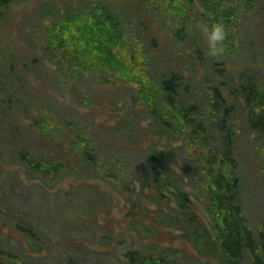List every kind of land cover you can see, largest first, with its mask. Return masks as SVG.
I'll use <instances>...</instances> for the list:
<instances>
[{
    "label": "rangeland",
    "instance_id": "rangeland-1",
    "mask_svg": "<svg viewBox=\"0 0 264 264\" xmlns=\"http://www.w3.org/2000/svg\"><path fill=\"white\" fill-rule=\"evenodd\" d=\"M77 1L14 0L0 24V58L17 73L11 87L0 90L13 107L0 110V246L15 264H122L132 249L177 264H226L223 253L211 249L216 230L203 206L205 177L186 128L154 120L138 83L108 68L59 79L55 61L40 54V35L54 17L47 3L60 9ZM82 1L109 4L130 34L126 44L148 56L155 76L182 70L185 102L207 105L209 86L219 88L228 109L225 129L216 123L219 116L201 114L217 144L227 133L242 212L256 234L264 221V134L250 126L239 79L264 89V0ZM175 10L189 17L183 41L168 32ZM217 19L229 33L224 55L212 58L200 22ZM194 46L205 60L197 59ZM86 146L96 152L91 170L82 167ZM22 147L34 159L53 158L65 167L58 177L31 175L15 154ZM183 193L188 199L180 207ZM22 226L32 229L38 250H31Z\"/></svg>",
    "mask_w": 264,
    "mask_h": 264
},
{
    "label": "trees",
    "instance_id": "trees-1",
    "mask_svg": "<svg viewBox=\"0 0 264 264\" xmlns=\"http://www.w3.org/2000/svg\"><path fill=\"white\" fill-rule=\"evenodd\" d=\"M13 1L0 0V24L2 20L9 18L10 5ZM189 1L181 0L184 4ZM206 3L208 2H203L205 7H207ZM45 10L49 16L54 17L50 19V24L44 27L40 35V54H43L44 59L55 61L56 76L59 79L72 77V80L78 72L92 68H108V70L114 71L115 75H122L125 79L141 85L143 90H141V94L144 95L150 116L157 122L184 126L188 134L186 136L188 142L194 146L193 152L196 154V156L194 154V162L201 166L207 189L202 201L203 206L216 230V236L210 240L211 249L216 247L220 250L225 256L226 264L245 262L264 264V221L259 226L257 233L253 234L242 212L239 178L235 171L236 159L229 146L227 133L224 134L223 145L217 144V140L210 131V125L201 114V109H205L215 117L219 116L216 123L220 130L225 129V115L228 109L219 88L212 84L209 86L207 105L204 101L202 103L185 102L182 94L188 92L189 88L185 82L187 79L184 78L183 71L171 69L165 74L155 76L156 73L149 69L148 56L140 54L141 50L138 46L126 44L130 39V34L121 24L119 17L110 12L108 3L80 0L74 5H67L60 9L47 3ZM228 11H232L233 14L235 9L229 6ZM169 20L171 23L168 26L170 36L175 40L183 41L188 33L189 17L184 12L175 10ZM140 44L143 45L142 42ZM132 45L134 49L130 50ZM127 46L128 49H126ZM193 52L198 60H205L204 52L200 46H194ZM39 60L35 57L32 62L40 63ZM3 61L0 58V90L2 86V89H8L5 84L11 87L8 81H13L17 75L16 69L10 61H6L5 64ZM147 85L150 87L149 93L145 91ZM239 90L248 108L250 126L264 134L263 87L241 76ZM0 95H2L1 92ZM10 99L11 97L0 96V110L5 109L6 106L13 108ZM20 109L25 111L23 108ZM14 144L16 145V143ZM85 149L86 151L80 154L81 161L84 163L82 167L87 166L91 170L95 167L96 152L87 146ZM15 154L24 170L30 171L34 176L49 177L50 174L55 173L59 175L62 168L65 167L62 162L53 158L34 159L23 147ZM48 163L50 166L47 165ZM43 166H46L45 170L42 169ZM151 171L153 174H159L156 172V166ZM56 175L50 176L56 177ZM154 180L156 179L154 178ZM158 181L163 185L167 184V182ZM177 199L178 205L184 207L188 197L183 193ZM20 231L28 245L32 247L31 250L35 249L36 251L40 248V243L36 240L32 229L22 226ZM11 256V252L0 246V264H15V258L12 259ZM122 264L177 263L166 258L153 259L137 249H132L126 253V260Z\"/></svg>",
    "mask_w": 264,
    "mask_h": 264
},
{
    "label": "clouds",
    "instance_id": "clouds-1",
    "mask_svg": "<svg viewBox=\"0 0 264 264\" xmlns=\"http://www.w3.org/2000/svg\"><path fill=\"white\" fill-rule=\"evenodd\" d=\"M200 30L207 54L212 58H219L225 53V41L229 27L222 20L200 22Z\"/></svg>",
    "mask_w": 264,
    "mask_h": 264
}]
</instances>
